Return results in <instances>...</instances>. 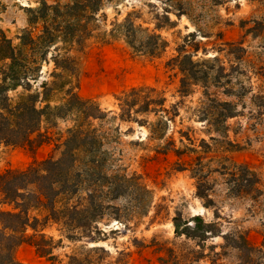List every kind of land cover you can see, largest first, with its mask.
<instances>
[{"label":"rangeland","instance_id":"374dc122","mask_svg":"<svg viewBox=\"0 0 264 264\" xmlns=\"http://www.w3.org/2000/svg\"><path fill=\"white\" fill-rule=\"evenodd\" d=\"M37 1L0 0V29L16 47L25 30L39 33L29 25L26 10L38 6ZM128 16L143 29L139 37L144 43L149 42L147 33L156 32L166 41L165 47L154 55L144 48L133 49L122 27ZM55 43L40 79L33 82V89L40 92L37 106L64 105L68 93L96 101L106 116L90 121L103 137L101 164L94 170L135 176L134 184L147 192L136 188L116 199L101 196L103 214L92 231L74 230L50 219L44 232L58 242L56 260L39 257L26 244L17 249L18 260L70 264L75 256L84 264H161L160 257H165V264H264V0H104L91 35L81 45L59 39ZM184 54L208 74L186 96L179 93L181 74L175 60ZM68 55L72 61L56 68L53 57ZM138 86L162 93L170 115L175 113L173 105L179 111L168 122L164 142L171 139L177 148L189 145L195 151L180 158L174 152L164 155L146 126L117 118L115 95ZM22 92L19 88L9 96L16 99ZM218 102H228L233 116L224 119L219 113L228 110L216 109ZM141 118L157 120L153 114ZM77 120L75 111L54 112L43 118L42 144L30 148L1 143L0 175L60 158ZM202 140L208 146L201 148ZM87 160L82 153L78 168L85 170ZM242 164L257 176L251 187L241 188L236 180ZM91 185L86 183L70 201L84 202ZM31 213L46 215L42 210ZM177 213L185 219L202 215L207 222L218 223L225 236L209 239L204 248L177 237L172 223ZM90 235L101 240L91 243ZM241 237L256 249L251 257L232 246L230 239Z\"/></svg>","mask_w":264,"mask_h":264},{"label":"trees","instance_id":"16d2710c","mask_svg":"<svg viewBox=\"0 0 264 264\" xmlns=\"http://www.w3.org/2000/svg\"><path fill=\"white\" fill-rule=\"evenodd\" d=\"M103 1L38 0V6L26 7V10L29 13V25L37 28L39 33L35 35L32 30H25L17 47L0 29V144L32 148L44 142L45 136L40 132L44 116L65 109L68 112L75 111L79 116L77 124L69 129L60 158L35 161L26 170L9 169L0 175V264H24L16 256L17 249L24 244L33 247L39 257L54 262V250L58 242L44 232L47 221L52 219L67 228L92 231L98 228L103 214L104 204L99 201L101 196L116 199L133 194L136 188L147 192L146 188L134 184L135 176L107 175L94 170L101 164L103 137L90 121L102 120L106 116L96 101L83 100L74 93H68L64 105L52 107L46 104L39 108L40 92L33 89V82L40 79L42 64L47 61L49 49L56 44V40L64 44L81 45L91 35L92 25L102 10ZM168 22H171L169 18ZM122 27L127 43L133 49L144 48L154 55L166 45V41L156 32L147 33L149 42L144 43V39L139 37V31L143 29L137 27L129 16ZM175 60L181 74L180 95H189L192 85L208 79V74L199 62L193 61L189 54L179 55ZM71 61L70 55L64 59L53 57L56 68ZM42 86L46 87L47 84L43 83ZM19 88L23 92L16 99L11 98L9 93ZM115 100L119 110L117 118L122 122L146 126L151 138L157 142V149L163 146L164 155L174 152L180 158L195 151L189 145L177 148L171 139L164 142L168 122L173 121L179 111L173 105L175 113L170 115L165 96L156 88L132 87L116 94ZM229 106L228 102H218L215 108L228 110V113H219L225 119L234 113ZM145 114H153L157 120L149 122L141 118ZM84 121L88 123L85 125ZM183 140L181 135L182 144ZM200 146L204 148L208 145L202 140ZM82 153L88 157L85 170L78 168ZM175 164L179 166L180 162ZM239 171L236 180L240 181L241 188L255 184L257 176L247 165H240ZM86 183L92 184L93 189L86 193L84 202L70 201L79 195ZM201 184L198 177L199 197L203 199ZM63 199L66 201L64 205ZM33 210L45 211L46 215L43 218L34 216L31 213ZM172 223L177 237L196 241L203 248L209 239L225 236L218 223L207 222L202 215L185 219L177 213ZM89 240L97 243L101 239L90 235ZM230 240L233 247L246 251L250 257L256 251L243 237ZM168 252L172 257V250L168 249ZM159 260L165 264L167 258L160 257ZM70 264H84V261L73 256Z\"/></svg>","mask_w":264,"mask_h":264}]
</instances>
